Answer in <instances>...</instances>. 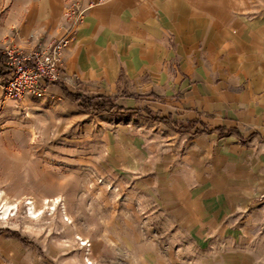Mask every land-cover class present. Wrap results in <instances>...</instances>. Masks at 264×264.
Here are the masks:
<instances>
[{
    "label": "rangeland",
    "instance_id": "374dc122",
    "mask_svg": "<svg viewBox=\"0 0 264 264\" xmlns=\"http://www.w3.org/2000/svg\"><path fill=\"white\" fill-rule=\"evenodd\" d=\"M244 9L264 14V0ZM76 88L158 116L179 96L123 77ZM210 127L179 132L142 114L85 113L46 91L15 101L0 88V264H264V132L248 120L240 136Z\"/></svg>",
    "mask_w": 264,
    "mask_h": 264
},
{
    "label": "crops",
    "instance_id": "0c3cea01",
    "mask_svg": "<svg viewBox=\"0 0 264 264\" xmlns=\"http://www.w3.org/2000/svg\"><path fill=\"white\" fill-rule=\"evenodd\" d=\"M248 1L9 0L0 45L48 48L68 32L65 80L46 87L48 94L64 100L61 86L83 93L76 84L122 77L138 88L173 87L179 96L159 116L195 120L191 129L208 122L209 132L223 137L232 134L216 127L238 131L248 120L257 136L264 132V14L247 15ZM75 2L86 11L73 27L63 14Z\"/></svg>",
    "mask_w": 264,
    "mask_h": 264
},
{
    "label": "built area",
    "instance_id": "2783aa9c",
    "mask_svg": "<svg viewBox=\"0 0 264 264\" xmlns=\"http://www.w3.org/2000/svg\"><path fill=\"white\" fill-rule=\"evenodd\" d=\"M85 11L79 3H70L63 16L74 27L83 19ZM72 40L73 35L66 32L48 48L36 44L28 54L20 53L15 46L5 48L2 51L7 55L5 66H8L10 71L8 79L0 85L4 96L15 101L22 100L27 94L42 96L46 91L44 83L64 82L65 70L61 56Z\"/></svg>",
    "mask_w": 264,
    "mask_h": 264
},
{
    "label": "trees",
    "instance_id": "16d2710c",
    "mask_svg": "<svg viewBox=\"0 0 264 264\" xmlns=\"http://www.w3.org/2000/svg\"><path fill=\"white\" fill-rule=\"evenodd\" d=\"M7 59V55L0 51V78L8 79L9 68L5 66V62ZM50 84H58L57 82L52 83H44L46 87ZM60 92L63 96V99L68 100L71 103H75L77 108L91 114L102 113V112H114L121 114H142L145 117L154 120L160 121L166 124H170L174 127L176 131L186 132V130L191 129L195 124V120H185L184 122L174 119L171 115H167L166 117L158 116L151 108L148 106H141L139 108H130L124 107L122 104L118 103L117 100L112 96H107L104 94H96L95 96H88L83 93H78L74 91H69L66 87L61 86ZM214 131H217L222 135H229L231 133L236 134V136H240L234 128H226L224 126L216 127ZM12 236L20 239L23 243L27 242L26 239L21 238L18 232L10 231Z\"/></svg>",
    "mask_w": 264,
    "mask_h": 264
},
{
    "label": "bare ground",
    "instance_id": "6f19581e",
    "mask_svg": "<svg viewBox=\"0 0 264 264\" xmlns=\"http://www.w3.org/2000/svg\"><path fill=\"white\" fill-rule=\"evenodd\" d=\"M48 201V200H47ZM51 201L54 203V204H56L57 203V199H51ZM9 209V208H8ZM33 213H35V212H33Z\"/></svg>",
    "mask_w": 264,
    "mask_h": 264
}]
</instances>
